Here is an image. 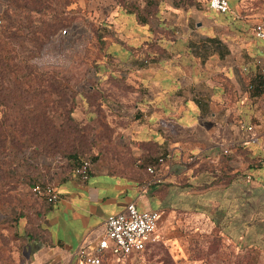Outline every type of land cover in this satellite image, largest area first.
<instances>
[{"label": "crops", "instance_id": "crops-1", "mask_svg": "<svg viewBox=\"0 0 264 264\" xmlns=\"http://www.w3.org/2000/svg\"><path fill=\"white\" fill-rule=\"evenodd\" d=\"M253 27L206 0L172 5L152 24L126 16L113 66L126 92L118 114L106 112L116 147L87 182L74 172L59 177L60 200L43 203L28 226L30 264H80L77 251L96 246L107 218L131 203L160 213L168 242L195 223L233 248L264 250V140L247 144L244 129L264 130V42ZM151 164L159 182L149 185Z\"/></svg>", "mask_w": 264, "mask_h": 264}, {"label": "rangeland", "instance_id": "rangeland-1", "mask_svg": "<svg viewBox=\"0 0 264 264\" xmlns=\"http://www.w3.org/2000/svg\"><path fill=\"white\" fill-rule=\"evenodd\" d=\"M162 12L169 10L175 0H157ZM187 1V0H185ZM229 1V0H228ZM234 9L228 13L240 12L251 26L264 17V0H232ZM136 3L145 8V0H76L65 15L66 25L50 38L43 39L42 47L36 49L29 64L40 72L54 73L63 78L69 94V108L75 98L73 116L66 113L59 103L47 104L48 108L34 105L29 108L33 123L38 127L45 142L39 147L28 145L22 152L0 150V247L1 255L10 256L15 264H30L28 258V226L37 223V214L45 203L33 193L37 183H57L63 174L73 172L78 158L91 160L93 164L105 153H111L110 138L105 133L108 120L100 112L98 99L92 86L106 96H111L109 106L118 114L121 110L120 97L126 92L109 72L99 69L109 63L116 67L112 58L106 55L109 42H102L112 34L119 44H124L123 30L126 13ZM7 0H0V26L6 25L3 12ZM234 10V11H233ZM66 34H62L63 30ZM109 33V34H108ZM110 40V38H109ZM136 40V38L130 41ZM27 79L7 78L2 85L5 101L0 102V120L5 114L21 118L25 106L19 103V89ZM94 92V93H93ZM56 96L53 95L51 100ZM68 97V96H67ZM95 101V102H94ZM101 101V100H100ZM15 104V106H14ZM42 111L48 112L46 117ZM98 111V112H97ZM29 118V114L25 115ZM76 120H74V119ZM45 145L48 147L45 148ZM76 155V157H74ZM78 157V158H77ZM160 228V227H159ZM159 235V234H158ZM160 236V235H159ZM177 241L168 242L160 236L139 257L116 260L117 264H264V250H255L245 244L233 248L224 243L215 230L200 231L192 228L177 230ZM2 244V245H1Z\"/></svg>", "mask_w": 264, "mask_h": 264}, {"label": "trees", "instance_id": "trees-1", "mask_svg": "<svg viewBox=\"0 0 264 264\" xmlns=\"http://www.w3.org/2000/svg\"><path fill=\"white\" fill-rule=\"evenodd\" d=\"M210 1L206 0V3L209 5ZM145 2V8L143 9H140L136 3L126 4L128 6L125 9L127 11L126 16L130 18L132 24H152V19L162 11L157 0H145ZM74 3H76V0H7L8 8L3 12L6 25L4 27L0 26V102H4L7 95H2L4 90L2 82L11 77L13 79L14 77L21 80L27 79V82L20 83L21 89H19L20 91L17 95L19 103H23L26 110H24L21 118L13 116L10 119L9 115L5 114L0 120V150L11 149L14 152H22L28 145L39 147L40 144L45 142V138L42 139V133L37 130L38 127L31 126L32 128H29V123H33L29 108L34 105L42 104V107L46 109L49 103H59L63 104L61 107L69 116L72 114L75 98L70 101L72 103L70 109L68 105L70 96L65 91L66 86L63 83L65 80L54 73L40 72L38 67H33L34 65L29 64V60L35 52L31 46L34 45L36 49H40L43 39L50 38L58 30L65 27L67 23L65 15ZM229 3L230 7L234 6L232 0H229ZM195 4L196 0L174 1L175 6L184 9H189ZM102 42H109L105 49L106 55L116 62L120 52L115 38L109 34L103 38ZM103 65L99 69L105 72H109L110 69L112 79L121 84L122 81L119 75L114 74V70L111 69L109 63H104ZM91 88L95 92L93 93L97 99L99 95L101 96L97 100L99 103L95 105L100 108V113L106 117V112H111L108 96L99 91L97 85ZM53 95L56 97L51 100ZM27 113L29 118L25 116ZM42 114L46 117L49 113L45 112L44 114V111H42ZM104 130L110 138L111 145L113 132L106 123ZM47 147L45 145V148ZM115 147L111 145L112 149H115ZM84 160L88 159L78 158L76 166ZM1 250L2 248L0 247V264H15L12 257L6 256L3 258Z\"/></svg>", "mask_w": 264, "mask_h": 264}, {"label": "built area", "instance_id": "built-area-1", "mask_svg": "<svg viewBox=\"0 0 264 264\" xmlns=\"http://www.w3.org/2000/svg\"><path fill=\"white\" fill-rule=\"evenodd\" d=\"M210 9L220 13L228 14L231 11L228 0H211ZM1 23V21H0ZM63 30L62 34H66ZM254 36L264 42V17L260 18L253 27ZM264 86V75L262 77ZM247 132V144L258 143L260 139L264 140V130L258 134L256 127L248 125L244 127ZM225 154L229 151L226 149ZM164 159L160 158L158 163H163ZM93 162L84 160L78 164L73 172L84 182H87L93 172ZM147 172L153 176L148 184L159 182L156 164L147 166ZM33 193L36 197L44 200L46 203L56 204L61 195L55 183L41 184L37 183L33 187ZM160 213L155 211H141L131 203L122 213L111 215L106 220V233L99 243L93 248H80L76 257L80 264H105L110 258L125 260L133 254H142L148 246L159 242L158 228L160 222Z\"/></svg>", "mask_w": 264, "mask_h": 264}]
</instances>
